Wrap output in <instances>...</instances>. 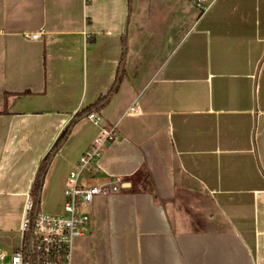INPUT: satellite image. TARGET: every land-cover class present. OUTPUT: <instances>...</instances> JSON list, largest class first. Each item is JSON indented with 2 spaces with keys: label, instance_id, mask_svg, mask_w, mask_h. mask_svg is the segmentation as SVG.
<instances>
[{
  "label": "crops",
  "instance_id": "crops-1",
  "mask_svg": "<svg viewBox=\"0 0 264 264\" xmlns=\"http://www.w3.org/2000/svg\"><path fill=\"white\" fill-rule=\"evenodd\" d=\"M112 126L72 264H264V0H0V251Z\"/></svg>",
  "mask_w": 264,
  "mask_h": 264
},
{
  "label": "built area",
  "instance_id": "built-area-1",
  "mask_svg": "<svg viewBox=\"0 0 264 264\" xmlns=\"http://www.w3.org/2000/svg\"><path fill=\"white\" fill-rule=\"evenodd\" d=\"M42 32L28 34L40 38ZM98 123L95 113L87 116ZM116 138V127L102 129L79 158L67 177L60 212L36 211L34 197L29 198L21 227V240L12 251H0V264H72L74 239L90 220L89 209L98 195L119 189L118 183L86 185L84 175L94 173L107 144Z\"/></svg>",
  "mask_w": 264,
  "mask_h": 264
},
{
  "label": "trees",
  "instance_id": "trees-1",
  "mask_svg": "<svg viewBox=\"0 0 264 264\" xmlns=\"http://www.w3.org/2000/svg\"><path fill=\"white\" fill-rule=\"evenodd\" d=\"M104 98H105V97L103 96V97L101 98V100H103ZM67 131H68V129H66V130L61 134V136L59 137V139H58V141H57V143H56V145H55L53 151H54L56 148L59 147V145L61 144V142L63 141V139H64L65 136L67 135ZM53 151H52V152H53ZM51 154H52V153H50L49 155H51ZM44 171H45V165L43 164V165L41 166V168H40V176L44 173ZM40 189H41V183H39V182L37 181V183H36V185H35V189H34V193H35V195L38 196Z\"/></svg>",
  "mask_w": 264,
  "mask_h": 264
},
{
  "label": "rangeland",
  "instance_id": "rangeland-1",
  "mask_svg": "<svg viewBox=\"0 0 264 264\" xmlns=\"http://www.w3.org/2000/svg\"><path fill=\"white\" fill-rule=\"evenodd\" d=\"M40 211L49 212V210L45 208V206H44L43 203H42V205L40 206ZM20 240H21V239H19L18 237H16V239L14 240V241H15V244L18 243L17 241H19V243H20ZM19 243H18V244H19Z\"/></svg>",
  "mask_w": 264,
  "mask_h": 264
},
{
  "label": "water",
  "instance_id": "water-1",
  "mask_svg": "<svg viewBox=\"0 0 264 264\" xmlns=\"http://www.w3.org/2000/svg\"><path fill=\"white\" fill-rule=\"evenodd\" d=\"M39 203H40V193L38 195V198H37V201H36V211L38 210V207H39Z\"/></svg>",
  "mask_w": 264,
  "mask_h": 264
}]
</instances>
